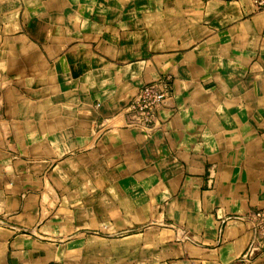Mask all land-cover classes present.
<instances>
[{
  "label": "crops",
  "instance_id": "0c3cea01",
  "mask_svg": "<svg viewBox=\"0 0 264 264\" xmlns=\"http://www.w3.org/2000/svg\"><path fill=\"white\" fill-rule=\"evenodd\" d=\"M261 208L264 10L0 0V264H264Z\"/></svg>",
  "mask_w": 264,
  "mask_h": 264
},
{
  "label": "built area",
  "instance_id": "2783aa9c",
  "mask_svg": "<svg viewBox=\"0 0 264 264\" xmlns=\"http://www.w3.org/2000/svg\"><path fill=\"white\" fill-rule=\"evenodd\" d=\"M254 7L264 10V0H250ZM156 88L152 85H144L137 96L127 107V113L136 116L139 124L149 128L156 121L158 111L170 95L168 85ZM246 221L250 225L251 241L243 254L246 261L264 252V208L248 213Z\"/></svg>",
  "mask_w": 264,
  "mask_h": 264
}]
</instances>
